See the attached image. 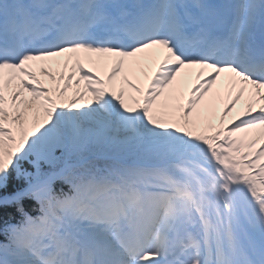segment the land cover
<instances>
[{"label": "snow or ice", "instance_id": "6c2138e0", "mask_svg": "<svg viewBox=\"0 0 264 264\" xmlns=\"http://www.w3.org/2000/svg\"><path fill=\"white\" fill-rule=\"evenodd\" d=\"M0 221V264H264V0H0Z\"/></svg>", "mask_w": 264, "mask_h": 264}, {"label": "trees", "instance_id": "16d2710c", "mask_svg": "<svg viewBox=\"0 0 264 264\" xmlns=\"http://www.w3.org/2000/svg\"><path fill=\"white\" fill-rule=\"evenodd\" d=\"M26 210L34 214L33 209L31 207L27 208ZM5 211L6 213H11V216L5 214V216L3 217L4 220L10 219L12 223H15L19 220V214H17L14 209H6ZM0 227H2V221H0ZM3 240H4V237L0 235V242H3Z\"/></svg>", "mask_w": 264, "mask_h": 264}, {"label": "rangeland", "instance_id": "374dc122", "mask_svg": "<svg viewBox=\"0 0 264 264\" xmlns=\"http://www.w3.org/2000/svg\"><path fill=\"white\" fill-rule=\"evenodd\" d=\"M23 166L24 168L31 170V166L27 162H25Z\"/></svg>", "mask_w": 264, "mask_h": 264}]
</instances>
